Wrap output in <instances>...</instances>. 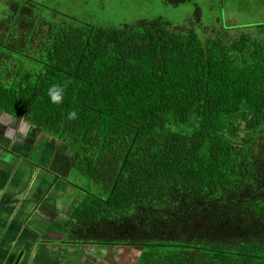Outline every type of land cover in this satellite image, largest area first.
<instances>
[{
    "label": "trees",
    "instance_id": "obj_1",
    "mask_svg": "<svg viewBox=\"0 0 264 264\" xmlns=\"http://www.w3.org/2000/svg\"><path fill=\"white\" fill-rule=\"evenodd\" d=\"M46 8L0 0V109L70 149L87 183L72 241L142 247L136 264H264V23Z\"/></svg>",
    "mask_w": 264,
    "mask_h": 264
},
{
    "label": "crops",
    "instance_id": "obj_2",
    "mask_svg": "<svg viewBox=\"0 0 264 264\" xmlns=\"http://www.w3.org/2000/svg\"><path fill=\"white\" fill-rule=\"evenodd\" d=\"M21 120L0 109V264H110L113 246L72 241L84 192L66 146Z\"/></svg>",
    "mask_w": 264,
    "mask_h": 264
},
{
    "label": "rangeland",
    "instance_id": "obj_3",
    "mask_svg": "<svg viewBox=\"0 0 264 264\" xmlns=\"http://www.w3.org/2000/svg\"><path fill=\"white\" fill-rule=\"evenodd\" d=\"M35 1L48 7L45 9L46 13L50 12V10H56L60 14L66 15L68 18L105 26L116 25L123 22H135L141 19L153 20L158 17L171 22H181L187 19L191 13L195 14V10L198 6H201L203 11L197 18H201L204 24H209L212 22V19L217 23V17L221 16L223 17L225 24H228L229 26L246 27L257 22L264 23V0H191L177 4H173L170 0ZM252 29L253 30L251 31L253 33L257 32L255 27H252ZM238 32V28L232 30L234 35ZM8 115L9 117L17 118L10 114ZM20 120L21 122L17 126L19 131L23 129H25L23 131H34L37 130V128L40 130L39 126L31 124L26 118H20ZM41 134L43 133L41 132ZM45 136L48 138L51 137L50 135ZM51 139V141L57 142V145L65 146L58 139ZM69 153L70 149L66 147L65 154L69 156ZM35 159H37V155L33 153L32 160ZM73 182H76V186L80 188V190L82 187H87L86 181H82L79 175ZM142 250V247L137 246H113L112 255H110L112 256L110 264H136ZM171 256L172 254L167 255L159 264L168 262Z\"/></svg>",
    "mask_w": 264,
    "mask_h": 264
},
{
    "label": "clouds",
    "instance_id": "obj_4",
    "mask_svg": "<svg viewBox=\"0 0 264 264\" xmlns=\"http://www.w3.org/2000/svg\"><path fill=\"white\" fill-rule=\"evenodd\" d=\"M48 97L51 101V103L59 105L62 104L65 98V90L64 87L58 86V85H52L48 89ZM69 119H76L77 118V112L71 111L68 113ZM10 138V137H9Z\"/></svg>",
    "mask_w": 264,
    "mask_h": 264
}]
</instances>
